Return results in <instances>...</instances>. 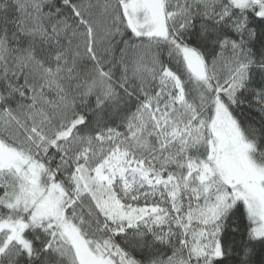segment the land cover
<instances>
[{"label":"snow or ice","instance_id":"6c2138e0","mask_svg":"<svg viewBox=\"0 0 264 264\" xmlns=\"http://www.w3.org/2000/svg\"><path fill=\"white\" fill-rule=\"evenodd\" d=\"M0 264H264V0H0Z\"/></svg>","mask_w":264,"mask_h":264}]
</instances>
